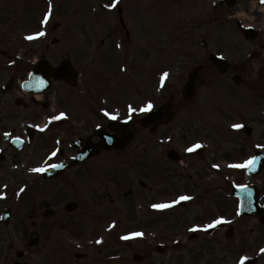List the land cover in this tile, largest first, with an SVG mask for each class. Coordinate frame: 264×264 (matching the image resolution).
Returning <instances> with one entry per match:
<instances>
[{
    "label": "rangeland",
    "instance_id": "obj_1",
    "mask_svg": "<svg viewBox=\"0 0 264 264\" xmlns=\"http://www.w3.org/2000/svg\"><path fill=\"white\" fill-rule=\"evenodd\" d=\"M100 1L114 3V0H64V2L62 1V5L59 2L58 7L61 8L64 15L62 16L63 25L61 29L63 43L55 47L58 50L57 54H60L61 51L67 55L70 47L73 48V41L69 35L74 30L79 31L78 33L81 35L87 33L88 28H91L87 24H92L95 21L92 7H94L96 2ZM168 1H170L169 4H174L169 7L166 5ZM250 2H252L251 5ZM206 3L208 11L204 9ZM214 3H217V0H126L124 3L123 0H120L118 5L123 10V17L127 22H130L129 28L136 29L143 27L145 32L148 33V35L137 39L136 37L133 38L132 30V36L129 42H127V62L131 63L128 77L130 78L129 81L132 78L133 86L130 83L126 85V75H123V82L112 78L113 75L116 79H121L118 65L121 59L123 62V56H118L114 53L115 50L112 43L108 42L109 40L105 43V47L102 48L104 50L98 52L96 57L82 56V65L88 62V66H86V72L83 74V77L79 78L81 89H84L86 93L82 97L83 99L80 98L82 103L97 101L98 97L95 95L98 94L99 90L96 89V92L92 93L91 89L105 83L109 86L108 89L111 92L110 102L112 104L118 103L121 100L119 98L124 96L128 101L137 99L139 102L134 104H140L144 102L143 100L140 101V97L143 95H147L148 97L146 96V98L149 99L153 97L163 98L166 92L167 97L169 93L174 92L176 101L174 110L184 117H176L177 120H175L173 125L175 127L180 125L183 128V145H189L198 140L199 143H202L204 146L207 145L210 148L209 151L205 152L201 161L195 160L198 169L204 164L206 156L211 160L214 158L217 161L221 158L219 164L224 167L227 163L241 162L251 157L255 142L259 145H264V35L262 34L255 43L245 40L236 27L238 17H235L240 15L241 17L239 18L245 25L252 24L254 20L257 21L258 19L262 21L261 25H264V9H262L261 5L256 4V0H239V5L231 11H225L218 4L215 5ZM45 9V0H0V39H6L7 37L9 39L11 31H13L17 35L16 39L19 40L18 44L20 45L21 40L22 42L24 40L28 41L24 38L25 36L34 34L36 31L44 30L47 34H52V21L45 27L41 24L42 20L40 22L35 20V17L37 20L42 17ZM254 9L255 12L251 13ZM261 9L263 11L259 13L258 11ZM107 14H109L108 17L118 19L116 10ZM75 18L77 19L74 20ZM139 19L157 20L160 22L159 31L157 30L155 33L146 22ZM8 20L10 21L8 22ZM170 22L173 24L175 22L176 25L172 24L175 31L171 37L167 35V40H165L162 35L165 34V30H171V27L167 25ZM75 23H78V25ZM106 25H110V23L107 21ZM115 30L118 34L121 33L119 27H116ZM188 32H192L191 38L194 45L184 50V43L181 37ZM151 34H153V37ZM158 34L161 35L160 38H158ZM146 38L158 39L160 43L169 42V49L172 50V53L180 54L181 56L175 58L173 56L167 57V54L151 53L150 50L153 46L150 45L151 42L147 41ZM203 39L207 40L209 46L211 45L210 49L217 50L223 54L228 61L232 62L233 66L229 67L225 74H219L218 71H214L209 67L204 69L200 73L201 81L197 84L194 98L191 102H185L182 99L181 92L188 75H186L187 71H183V66L177 64V62L185 61L188 70L189 67L196 65L199 61L196 55L199 51L198 45L202 47ZM81 40H84L82 43L85 45V49L92 43L87 38ZM36 43L40 46L43 41ZM186 44L188 45V40ZM32 46V42L26 45L25 51L28 54L32 52ZM15 48H18V46H15ZM43 49H45V44H43ZM39 53H41V50H39ZM253 53L255 54L254 58L251 56ZM124 60H126L125 56ZM173 66L174 68H172ZM89 67L91 68L88 69ZM164 69L171 72L169 73V80L173 81L176 79V82L170 89H164L166 87L160 86ZM237 72L243 77V83L240 86L235 85L232 81V77ZM122 83L123 90L120 92L119 89L115 88V85L120 86ZM148 86L149 90H147ZM69 90L67 89L68 92ZM103 90L108 91L105 88ZM73 91L79 92L76 89ZM75 100H77L76 97ZM123 103L124 105L127 104L124 100ZM144 103L147 102L145 101ZM69 112L73 113L71 110ZM233 123H243L245 127L236 131L231 127ZM186 127L190 128V131ZM246 128L253 130L251 137L245 134ZM160 129L154 137L151 134H147L148 136L142 134L136 144L147 145L149 149L158 140V134L161 133L163 128ZM186 135L189 136V139ZM130 167H133V171L135 172L136 167L128 162V168ZM141 168L145 169L149 174L155 172L153 173V179L159 177L155 165L146 164L145 166H141ZM204 169L205 175L200 177V181L203 184L206 183L213 191L206 192L201 188L199 181L200 189L196 190L200 199L198 202L193 205H187L185 208L177 210L169 216L163 215V219L159 218V222L157 223L147 222V219L142 220L144 226H146V223L150 226L148 229L144 228L147 231L146 234H149L150 237L153 232L161 233L157 234L154 241L144 238V242L150 243V248H145L146 246L142 244V239L139 237L133 240L123 239V256L120 257V244L116 242V236L106 232L100 233L95 237L96 241H94L95 239L93 240L95 243H93L94 246L92 247L97 249L100 244L97 241H102L101 244L105 245L106 248L101 253L109 255L108 257L112 259V263L110 264H237L238 256L242 250L243 254L248 257H254V264H264V255L259 251L260 246L264 247L263 229H258L257 225L248 219L241 221L236 217L237 202L235 199H232L230 184L225 180L227 176H232V172L225 170L223 179H220L221 176H216L215 173L212 176L211 165L205 166ZM235 171L239 172V175L238 177L235 176L233 183H246L248 179L244 175V170L235 169ZM67 176L71 175L68 174ZM165 176L170 177V174ZM88 177L89 172H86L70 178L85 180ZM123 179H129V177L124 174ZM163 179L165 178L163 177ZM218 185H221L224 189L222 196L218 193ZM78 186L80 188L81 185ZM149 186H153L155 190H158L155 184L151 183ZM171 186L174 188L173 185ZM171 186L160 187L159 189L164 190L165 194L159 193L162 197H158V195L157 197L162 200L164 197H172L173 193H178L175 192L177 189L172 190ZM57 187L59 188V186ZM61 189L60 199L69 196L65 200L67 201L74 197V191H71L70 186H61ZM162 190L161 192H163ZM142 195L143 199H147V195L150 197L149 199L155 196L154 193H151L150 189L149 191H143ZM133 198H129L128 200H132ZM83 212L85 224L83 226L81 224H77L78 226L73 224V227L76 231L82 232L85 235H93V232L97 231L95 226H91L90 224L92 221L90 215L93 209L88 205L87 208L83 209ZM213 212L221 213L223 217L228 218V220L232 221L231 223H234L233 225L237 231L234 239L233 237L226 238L223 231L216 233L212 238L201 235L200 239L188 242L186 246H174L176 240L183 243L187 239L189 233L186 227L188 224H201L202 222L211 220L214 216ZM98 213L107 215V212L98 211ZM78 215L82 218V214L80 213L69 215L67 212H64L63 216L60 217L66 219L71 216L75 218ZM128 215L131 214L129 213ZM37 216L34 215L29 220H38ZM129 218L123 217V223L124 219L129 221ZM108 219L105 218L104 220L108 222ZM52 221H56V219ZM133 222L134 224L137 222L136 225L138 227L132 222H128L126 228L122 229L123 236L130 235L136 232L137 229L141 232V227H143V225L139 226L141 222L139 223L136 220ZM156 225L159 226L155 227ZM169 227H172L171 233H168ZM251 227L254 228V231L250 229ZM113 232H116L115 229L110 233ZM146 237L148 236L146 235ZM160 243L165 245L164 251L156 253L155 245ZM48 247L49 244L47 245ZM50 251H52L51 248ZM134 255L143 256L144 261L136 263L133 259ZM54 256V254L50 255L43 264L54 262ZM94 257L97 264H102L100 263L101 257H99L98 253H95Z\"/></svg>",
    "mask_w": 264,
    "mask_h": 264
},
{
    "label": "flooded vegetation",
    "instance_id": "obj_2",
    "mask_svg": "<svg viewBox=\"0 0 264 264\" xmlns=\"http://www.w3.org/2000/svg\"><path fill=\"white\" fill-rule=\"evenodd\" d=\"M148 35V33L144 32L142 29V36ZM11 59V55H8V60ZM11 78L16 79L13 76H9ZM60 83H56L52 86L51 90L47 93H45L41 97V101L37 102L33 98V95H28L29 96V101H26L25 98L22 100H19V95H21L20 92L14 90L13 92H4L2 86H0V136L5 134V133H12V138L17 135L20 139L25 140V146L24 150V159L28 158L30 154L34 153L37 154L38 152H41L45 154V157L39 158V160L46 161L48 157L51 155V152L54 151V145L56 143V140L60 134L61 130L57 129H50L46 130L45 132L42 133H37L33 134L32 132L30 139L26 135L25 131V126L27 121H29L26 117H32L34 120L35 118L33 117H41L43 114V111H51L52 108L50 107V103L52 102L53 109H62L63 108V92L60 88H57ZM78 83L76 84V86ZM39 104V105H38ZM36 105V106H34ZM18 110V111H17ZM172 117H179V115L174 114ZM123 118V117H122ZM99 123L102 124L104 129H107L108 122L105 120L104 117H99L97 119ZM63 121H60V128L63 129L66 125H63ZM167 123V122H163ZM166 125V124H157L155 127V131L159 129V127ZM131 128L135 129L136 132H139V127H137L136 123H132L130 125ZM92 130V133H91ZM95 129L93 126L88 127L87 125H78L77 128L74 130L72 134H68V130L66 129L67 135H75L78 138L83 139V146L85 145L86 139L91 138V135L94 133ZM37 132V131H36ZM170 136L172 137H177L178 140L174 143L175 147L170 148L169 150H163L162 152L158 153L157 152V147L152 146L151 147V153L148 152V158L152 159V164H156L159 167H161L158 164L159 158L158 155L155 153L160 154V160L162 163V167L158 169V172H161L165 175L166 173V166L168 164L167 161V154L171 151V149H174L177 155H175V159L177 160H183L185 162V165H189V170H191V163L194 169H196V172H194V175L196 176V182L194 183L195 188L199 189L198 185V178L199 174L197 172V168L193 164V158L188 157L186 152L184 151L185 147L182 145V131L180 129V126H172L168 130ZM11 136V135H10ZM9 136V137H10ZM3 137L0 138V142L6 145L11 144L9 142H4ZM93 141H95V138L93 137ZM96 142V141H95ZM2 143H0V147L2 146ZM140 148L139 146H135L132 149L137 150ZM154 151H156L154 153ZM181 151V153H180ZM135 153V152H130ZM114 154V155H113ZM61 157L63 158L64 156V151L62 150L60 152ZM104 157L107 166L110 167L111 161L112 160H117L120 159V162L126 164L128 162V153L126 149L124 150H115V151H101L96 157L84 162L81 166L84 167V165L88 166L90 165V161H94L97 158ZM5 159V156L3 157ZM55 158L51 160H55ZM64 159V158H63ZM35 163V162H34ZM195 163V162H194ZM104 164L103 163H93L89 166L88 171L92 172L94 171L98 166ZM80 166V167H81ZM105 167V168H106ZM78 169V168H75ZM110 169V168H109ZM137 173L133 177L130 178L128 181L123 182V178L119 179L117 181L116 178H111V181H103L101 180H89V181H94L93 185L91 186V193L93 195V198L95 197H106V198H111L110 203L112 205H115L118 203V206L116 210L114 211L115 214L118 216V219H115L117 221V227L119 226L120 229L123 228V216H127L128 210L127 207H130V214L131 216H147L148 221L151 223H157L159 221V217L157 216L155 210L151 207L153 203L159 200V190H155L153 186H149L151 183L157 185L159 178L153 179L155 172L152 174H149L146 172L145 169L140 168L138 169ZM180 168H177L175 171H172V177L177 178L181 174ZM116 171V170H115ZM79 172L84 173L81 169ZM120 173L123 174V167L120 169ZM201 176H203V172L200 171ZM264 179V175H263ZM38 181V183H41V188L39 191L44 192L47 194V199L42 200L41 206L44 207H53L55 210L56 216H63V213L66 212L67 208L65 209L64 201L63 198L60 199L62 189L61 186L64 185V183H68L69 181H78V182H84V180L80 179H65L63 177L60 178H52V179H33ZM61 180V181H60ZM111 182V183H110ZM264 182V180L262 181ZM110 183V185H109ZM59 186V188L57 187ZM125 186V188H123ZM127 186H128V192H127ZM151 191V193H154L155 196L154 198L149 199L150 197L147 195V201L146 203L149 204L150 207L148 209L144 206V200H138L137 198L135 200H129L131 202L128 203L127 205V197L128 193L130 195H134L136 192L137 195L143 196L142 192L144 191ZM194 189V188H193ZM155 190V191H154ZM191 188L188 187L187 191L185 194L190 195L193 197V193L191 192ZM76 199L72 200L73 202H77L78 209L76 213L82 214V218L80 215L77 217L73 218L72 216L69 218H66L65 220L63 218L57 217V227L61 228H68L71 229L73 228L69 223H74V222H79L80 220H83L84 212L83 208L84 206H87L83 193L77 191L76 192ZM158 195V197H157ZM124 197V198H123ZM263 203H264V195H263ZM123 200L126 203V210L123 211ZM97 207L99 208L98 211L104 210L103 205L101 200L96 201ZM0 205H4V201L0 200ZM38 208V206H36ZM52 208V209H53ZM5 208L3 210H0V264H35L33 256L35 255H40L41 250L43 249V246L46 242L41 241V234L39 232V240L38 244L35 247H31L29 245V234L31 233V228L32 226L38 228L40 227L42 230V227L38 225L37 223H25V221L22 219V215L20 213H17L15 211H11L12 213V219L9 224H4L2 222V214L4 212ZM96 210V209H94ZM37 210H35L36 212ZM97 211L96 214L93 215L92 221H91V226H95V229L97 231H94L93 235H85L82 232H78L77 234L74 233V243L71 245V247L76 248V249H82L85 252H81V254H74L72 259L69 258L66 259L68 264H97V261L95 260L94 254L98 253L100 259V263L106 262L108 259L107 257L109 255L102 254L101 251H103L106 246L102 245L101 249H99L97 252H90V247L94 246L91 244L92 240L95 239V237L100 234L102 229L108 228L109 227V222L111 221L110 217L108 214H99ZM103 212V211H101ZM172 211L167 212L166 215H170ZM113 217L114 218H117ZM90 218V219H91ZM105 218H109L108 222L105 221ZM104 220V222H102ZM45 223V222H44ZM46 224V223H45ZM88 233V231H86ZM120 244V250L121 252L119 253L120 257L123 256V243ZM62 248L64 247L63 244H61ZM41 256V255H40Z\"/></svg>",
    "mask_w": 264,
    "mask_h": 264
},
{
    "label": "snow or ice",
    "instance_id": "obj_3",
    "mask_svg": "<svg viewBox=\"0 0 264 264\" xmlns=\"http://www.w3.org/2000/svg\"><path fill=\"white\" fill-rule=\"evenodd\" d=\"M119 2H120V0H114V3H112L111 5H106V7L116 8L117 4H119ZM261 2L264 3V0H261ZM51 5H52V0H49V10L43 16V19L41 21V24L45 27L49 24L50 20L53 17ZM46 36H47L46 31L39 30V31H36L34 34L25 36L24 38L28 41H35V40H39V39L46 37ZM118 47H119V45H118ZM124 70L126 71L127 69H124ZM30 75H32L33 79L37 80L41 86L47 87V85H48L47 80L43 79L42 77H36V76H34V74H30ZM169 75L170 74L166 71L162 74L161 84H160L161 87H164V82L169 78ZM28 86H30V85H28ZM153 109H154V104L151 101L147 102L143 107H139V108L133 106L132 104H129V105H127V113L128 114L123 119V123L120 122L121 117H120L118 109L113 110V111H109L108 109H101V111L103 112L104 117H106L110 122H112L111 127L113 128L114 134L116 135L117 139L119 140L120 138L127 136V125L132 120L133 114H136L137 112H139L140 114H147V113L152 112ZM66 119H68V114L66 112H60L58 115L51 116L49 118L48 123L51 124L54 121H60V120H66ZM36 127H39L41 132L46 131V128H47V126L40 127L39 125H37ZM96 127L100 128V127H102V125L98 124V125H96ZM231 127L234 130L239 131V130L243 129L245 127V125L243 123H233L231 125ZM5 135L10 136L11 134L5 133ZM18 140H19V138H17V140L13 141V142L16 143V142H18ZM107 140H108V143H112V136L109 135ZM169 141H171V137H169ZM57 143H59V141H57ZM203 147H204V145L202 143L194 142V143H191L190 145L186 146L184 151L189 153V154H192V153L197 152V150H199ZM260 147H264V145H257V148H260ZM59 152H60V149H56V150L52 151L51 155L49 156L48 159L51 160V159L55 158ZM80 159H83V156H81ZM257 160H258V157L252 156V157H249L247 159L242 160L241 162L230 163L228 165V167L232 168V169H236V170L255 169L257 166ZM45 163H47V162H45ZM63 167H65V165L62 163L61 164L52 163V164H48L46 167H34V168L30 169V171H32L34 173H46L49 170V168L56 169V168H63ZM212 167L219 169L220 165L219 164H213ZM239 187L245 192L248 191L247 185H239ZM20 191L23 192L24 189H21ZM192 199H193L192 196L184 194V195H179L176 199H173L170 202L153 203L151 205V207L155 210H158V211H164V210L171 209V208L181 204V202L191 201ZM237 214L239 215L240 213L237 212ZM231 222L232 221L221 216L219 218L212 220L210 223H208L206 225H203V226L195 225V226L191 227L189 229V231H191V232H200V231L208 232L210 229H214V228L219 227L220 225L229 224ZM110 227L115 228L116 227L115 223H113ZM144 235L145 234L143 232L138 231V232H133L130 235H125L122 237V239L129 240V239L138 238V237L142 238ZM97 243H102V241H97ZM259 251L262 255H264V247L260 248ZM248 262H249V257L247 255L243 254V250H242L241 254L238 256L237 264H248Z\"/></svg>",
    "mask_w": 264,
    "mask_h": 264
},
{
    "label": "water",
    "instance_id": "obj_4",
    "mask_svg": "<svg viewBox=\"0 0 264 264\" xmlns=\"http://www.w3.org/2000/svg\"><path fill=\"white\" fill-rule=\"evenodd\" d=\"M223 5L226 6V7H231L234 5L235 3V0H223Z\"/></svg>",
    "mask_w": 264,
    "mask_h": 264
}]
</instances>
